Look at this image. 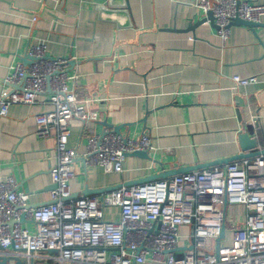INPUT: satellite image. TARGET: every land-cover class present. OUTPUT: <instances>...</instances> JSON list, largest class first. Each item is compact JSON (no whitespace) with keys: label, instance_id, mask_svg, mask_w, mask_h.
Masks as SVG:
<instances>
[{"label":"crops","instance_id":"0c3cea01","mask_svg":"<svg viewBox=\"0 0 264 264\" xmlns=\"http://www.w3.org/2000/svg\"><path fill=\"white\" fill-rule=\"evenodd\" d=\"M245 1L264 5V0ZM199 2L0 0V81L17 64L29 66L31 48L44 43L49 57L70 60L80 95L99 100L88 107L97 120L86 126L72 120L71 149L82 156L89 136L119 126L127 138H151V159L128 156L123 173H106L78 158L69 182L73 196L87 188L109 190L88 195L100 198L163 172L248 154L240 137L256 123L264 148V22L255 30L233 25L224 44L213 24L199 23L206 17ZM235 76L257 77L260 83L233 89ZM51 95L13 105L0 117V176H13L34 207L49 203L53 189L55 141L35 133V117L51 109ZM224 211L226 226L245 223V206L227 204ZM106 214L108 220L119 218L114 208ZM23 227L35 231L31 222ZM232 241L233 231L226 227L222 243Z\"/></svg>","mask_w":264,"mask_h":264},{"label":"built area","instance_id":"2783aa9c","mask_svg":"<svg viewBox=\"0 0 264 264\" xmlns=\"http://www.w3.org/2000/svg\"><path fill=\"white\" fill-rule=\"evenodd\" d=\"M199 8L205 16L212 12L224 44L235 20L264 22V5L245 0H200ZM29 57V66L17 64L0 81V117L13 105L35 104L39 96L52 94L51 109L35 117V133L55 141L53 189L49 203L31 207L30 194L18 191L16 179L0 176V257L12 258L7 264H264V155L123 184L100 198L74 197L69 182L78 158L106 173H123L128 155L151 152V138H127L108 129L89 136L80 156L68 145L71 122L86 126L97 120L88 107L99 100L80 95L79 77L69 73L70 60L49 57L44 43L33 46ZM232 81L233 89L260 83L257 77L235 76ZM226 204L246 207L242 226H226ZM113 208L119 218L106 219V210ZM23 222L33 223L35 231ZM226 227L233 231L230 245L217 241Z\"/></svg>","mask_w":264,"mask_h":264},{"label":"water","instance_id":"95a60500","mask_svg":"<svg viewBox=\"0 0 264 264\" xmlns=\"http://www.w3.org/2000/svg\"><path fill=\"white\" fill-rule=\"evenodd\" d=\"M211 3L213 2V0H209ZM205 22H210L211 24H213L215 27V21H214V17L212 12H209L206 17L200 21L199 23H205ZM233 25H244L247 26L249 28H252L253 30H255V28L259 27L260 24H253V23H249V22H244L241 20H235L233 22ZM217 28V27H216ZM30 60H33L31 57H28ZM259 126L258 123H256L255 125H249L246 126V133H244L243 135H241L240 139H241V143L243 144V151H249L250 153L248 154H240L239 156H236L234 158H230V159H226V160H221L218 162H214L212 164H207L204 166H197L194 168H188V169H182V170H173V171H167V172H163L162 174H158V175H154V176H150L147 178H144L142 180H139L138 182H133V183H129V184H125L127 186H132V185H137V184H143V183H147V182H152L155 181L157 179H167L176 175H180V174H184V173H188V172H192V171H196V170H201V169H205L208 167H215L218 166L219 164H229L231 162H235V161H239V160H243V159H252V158H256L258 156L264 155V148H260L259 146V136H256V132H255V128H257ZM116 133L120 134L121 132V127H114L112 128ZM252 137V138H251ZM252 139V140H251ZM128 156H137V157H142V158H148L151 159L149 157V153L148 152H135L133 154H130ZM121 186H118L116 188H112L111 190L117 189ZM105 191H109V190H89V188H87L84 192L77 194V196L74 197H80L82 195H93V194H97V193H104ZM227 206V204L225 205V207ZM31 207H34L31 205ZM22 221H24L22 219ZM225 236V229L222 230L220 238L217 240L218 243H220V241L224 238ZM193 246L190 247V249H192ZM1 250V247H0ZM49 253H56L55 251H49ZM10 260H12V258L9 257H0V264H7ZM17 261L19 262V260L17 259Z\"/></svg>","mask_w":264,"mask_h":264},{"label":"rangeland","instance_id":"374dc122","mask_svg":"<svg viewBox=\"0 0 264 264\" xmlns=\"http://www.w3.org/2000/svg\"><path fill=\"white\" fill-rule=\"evenodd\" d=\"M56 264H58V263H56Z\"/></svg>","mask_w":264,"mask_h":264}]
</instances>
